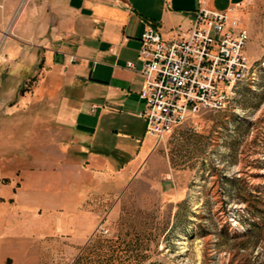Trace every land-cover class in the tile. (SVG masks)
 Masks as SVG:
<instances>
[{
  "label": "crops",
  "instance_id": "0c3cea01",
  "mask_svg": "<svg viewBox=\"0 0 264 264\" xmlns=\"http://www.w3.org/2000/svg\"><path fill=\"white\" fill-rule=\"evenodd\" d=\"M21 1L0 0V40ZM240 1L30 0L15 16L0 51V113L21 114L15 126L31 135L0 159V264H44L57 236H85L104 186L150 156L139 95L147 23L170 39L189 32L201 3Z\"/></svg>",
  "mask_w": 264,
  "mask_h": 264
},
{
  "label": "rangeland",
  "instance_id": "374dc122",
  "mask_svg": "<svg viewBox=\"0 0 264 264\" xmlns=\"http://www.w3.org/2000/svg\"><path fill=\"white\" fill-rule=\"evenodd\" d=\"M29 2L19 3L0 47ZM243 17L249 80L223 108L191 113L154 137L149 157L116 189L104 186L97 224L79 239L57 236L44 264H264V0H246ZM19 116L0 113V159L14 158L15 137L31 135L16 128Z\"/></svg>",
  "mask_w": 264,
  "mask_h": 264
},
{
  "label": "built area",
  "instance_id": "2783aa9c",
  "mask_svg": "<svg viewBox=\"0 0 264 264\" xmlns=\"http://www.w3.org/2000/svg\"><path fill=\"white\" fill-rule=\"evenodd\" d=\"M244 11L243 1L225 10L201 3L189 32L170 39L156 23H147L139 47L145 77L139 95L148 133L161 139L187 115L223 108L232 87L249 80L253 65Z\"/></svg>",
  "mask_w": 264,
  "mask_h": 264
}]
</instances>
